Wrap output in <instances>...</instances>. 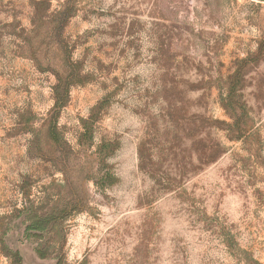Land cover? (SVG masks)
<instances>
[{
	"label": "rangeland",
	"instance_id": "1",
	"mask_svg": "<svg viewBox=\"0 0 264 264\" xmlns=\"http://www.w3.org/2000/svg\"><path fill=\"white\" fill-rule=\"evenodd\" d=\"M0 264H264V0H0Z\"/></svg>",
	"mask_w": 264,
	"mask_h": 264
},
{
	"label": "trees",
	"instance_id": "2",
	"mask_svg": "<svg viewBox=\"0 0 264 264\" xmlns=\"http://www.w3.org/2000/svg\"><path fill=\"white\" fill-rule=\"evenodd\" d=\"M38 223H39L40 225L35 226V227H37V228H39V229L43 228L44 225L46 224V222H45L44 220H40Z\"/></svg>",
	"mask_w": 264,
	"mask_h": 264
}]
</instances>
